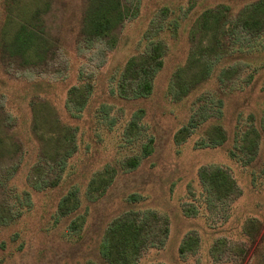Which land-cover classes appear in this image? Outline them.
Wrapping results in <instances>:
<instances>
[{
    "label": "rangeland",
    "instance_id": "rangeland-1",
    "mask_svg": "<svg viewBox=\"0 0 264 264\" xmlns=\"http://www.w3.org/2000/svg\"><path fill=\"white\" fill-rule=\"evenodd\" d=\"M254 1L138 0L137 15L118 30L117 44L99 69L76 51L84 0L48 1L46 29L59 40L66 69L55 77L29 79L13 77L0 65V137L10 148L15 144L1 157L0 179L17 165L0 187V203L20 211L14 221L0 225V264H108L99 252L106 228L124 213L144 211L158 217L160 228L165 222L167 234L162 245L143 250L136 264H264V32L229 44L208 79L186 97L175 101L169 93L173 73L195 51L189 31L197 18L220 5L236 14ZM5 5L0 0V27L9 12ZM157 39L165 50L150 95L122 99L111 94L126 61ZM85 63L87 71L94 69L93 89L79 117L72 118L65 110L67 92L79 83ZM33 107L38 117H56L75 130V152L54 188L34 190L29 184L39 151L31 131ZM195 113L198 121L208 118L182 132ZM217 126L225 133L224 143L203 146ZM40 129L45 133L48 126ZM246 138L257 142L255 155L243 153ZM144 146L149 154L126 169L125 161L141 157ZM251 155L253 160L244 163ZM106 167L115 170L111 184L90 198V180ZM210 167L226 170L234 180L240 195L232 202L208 201L198 171ZM73 188L79 206L58 218V202ZM74 222L79 229L72 228ZM188 237L194 249L181 254Z\"/></svg>",
    "mask_w": 264,
    "mask_h": 264
},
{
    "label": "trees",
    "instance_id": "trees-1",
    "mask_svg": "<svg viewBox=\"0 0 264 264\" xmlns=\"http://www.w3.org/2000/svg\"><path fill=\"white\" fill-rule=\"evenodd\" d=\"M48 1L5 0V8L9 12L4 15L0 27V65L7 74L29 79L33 75L43 77L44 74L55 77L66 69V62L61 59L59 40L50 36L46 29L44 15L49 7ZM138 7V0H84L75 45L77 53L87 58L88 66L93 65L94 69H99L105 64L106 54L117 44L118 30L125 21L137 15ZM14 11L15 16L12 14ZM263 32L264 0H256L236 14L225 5L204 11L189 31L191 43L196 41L195 51L190 54L186 64L178 68L171 77L169 93L172 98L179 101L205 82L221 53L222 56L227 53L229 44L241 38L259 37ZM164 50L162 40L148 42L141 53L126 61L110 93L122 99L148 97L152 91L153 79L163 66ZM86 67V63L80 67L77 76L79 83L71 86L67 92L65 110L72 118L79 117L92 93L94 69L87 71ZM203 108L200 106L197 113L202 112ZM197 113L190 117L188 126L181 129L182 132L189 133L190 128L194 129L200 120L208 118L206 114V117L203 116L198 121ZM139 116L135 115L136 118L129 123L131 128L137 125L136 119ZM7 120H10L8 115ZM40 126L41 129L48 126V131H39ZM31 131L38 141L39 151L37 161L30 170L32 181L29 184L34 190L54 188L60 182L67 160L75 152V130L62 124L56 117H38L33 107ZM213 132L209 141L202 143L203 146L213 147L224 143V131L217 126ZM181 141L182 138L178 139V142ZM13 146L15 144L11 148ZM240 147L244 154L250 152L255 155L257 142L246 138L241 140ZM9 148L0 137V161L4 153H10ZM143 151L141 157L127 159L123 164L125 168H136L141 158L149 154V146H144ZM254 155L244 163L251 162ZM16 167L17 165L11 166L6 170V175H1L0 187H5ZM33 175L37 177L34 178ZM114 175L112 167L96 173L88 184V196L92 198L93 194L101 195L111 184ZM198 178L208 201L212 203L225 204L240 195L234 180L224 169L201 168ZM24 195L29 198L28 193L25 192ZM78 206L77 189L73 188L59 200L56 216L65 217ZM19 216V208L14 204L0 203V225H7ZM158 222V217L150 211L127 212L115 218L106 228L100 244L102 259L108 264H136L141 252L147 247L163 244L167 225L164 222L163 228H160ZM72 228L79 229L80 224L74 222ZM194 246V240L188 237L180 245L179 252H192Z\"/></svg>",
    "mask_w": 264,
    "mask_h": 264
}]
</instances>
